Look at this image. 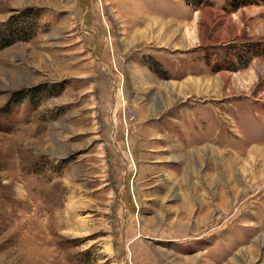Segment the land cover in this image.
<instances>
[{"label":"rangeland","instance_id":"rangeland-1","mask_svg":"<svg viewBox=\"0 0 264 264\" xmlns=\"http://www.w3.org/2000/svg\"><path fill=\"white\" fill-rule=\"evenodd\" d=\"M8 35L0 264H264V0H0Z\"/></svg>","mask_w":264,"mask_h":264},{"label":"trees","instance_id":"trees-1","mask_svg":"<svg viewBox=\"0 0 264 264\" xmlns=\"http://www.w3.org/2000/svg\"><path fill=\"white\" fill-rule=\"evenodd\" d=\"M11 42H12V38L9 35L7 36V38H4V39H1L0 38V48L3 47V46H7V45L11 44ZM154 64L157 66L158 65V62L154 61ZM149 67L152 68V66H149Z\"/></svg>","mask_w":264,"mask_h":264},{"label":"crops","instance_id":"crops-1","mask_svg":"<svg viewBox=\"0 0 264 264\" xmlns=\"http://www.w3.org/2000/svg\"><path fill=\"white\" fill-rule=\"evenodd\" d=\"M156 62H158L157 60H155ZM159 63V62H158Z\"/></svg>","mask_w":264,"mask_h":264},{"label":"built area","instance_id":"built-area-1","mask_svg":"<svg viewBox=\"0 0 264 264\" xmlns=\"http://www.w3.org/2000/svg\"><path fill=\"white\" fill-rule=\"evenodd\" d=\"M117 85V84H116ZM116 85H115V88H116Z\"/></svg>","mask_w":264,"mask_h":264}]
</instances>
